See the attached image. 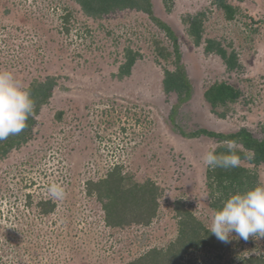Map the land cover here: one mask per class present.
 <instances>
[{
	"label": "rangeland",
	"instance_id": "374dc122",
	"mask_svg": "<svg viewBox=\"0 0 264 264\" xmlns=\"http://www.w3.org/2000/svg\"><path fill=\"white\" fill-rule=\"evenodd\" d=\"M228 1L239 9L231 20L213 0H153L156 16L178 35L194 87L178 121L187 131L246 127L261 138L264 0ZM198 12L206 13L204 38L234 50L240 68L228 70L220 55L193 42L183 18ZM163 47L172 52L171 39L143 11L93 19L74 0H0V70L13 72L26 90L50 76L56 82L28 140L0 158V264H126L176 240L181 205L210 224L215 212L202 156L219 143L173 129L169 118L178 96L165 92L163 79L175 68L174 56L163 57ZM128 48L139 55L131 73L119 78ZM216 81L242 91L224 118L204 97ZM242 164L255 169L264 185V163ZM115 166L130 182L158 185L159 207L149 223L107 224L103 203L89 186ZM53 183L64 187L62 200L50 198ZM41 199L56 209L42 213ZM249 256H264V238L245 242L233 234L224 249L204 247L186 261L234 264Z\"/></svg>",
	"mask_w": 264,
	"mask_h": 264
},
{
	"label": "trees",
	"instance_id": "16d2710c",
	"mask_svg": "<svg viewBox=\"0 0 264 264\" xmlns=\"http://www.w3.org/2000/svg\"><path fill=\"white\" fill-rule=\"evenodd\" d=\"M77 2L86 16L99 19L116 10L135 9L143 11L168 35L173 43V50L159 48L160 54L167 58L174 56L173 70L166 69L163 79L165 92H175L178 96L177 103L170 113V122L175 131H179L184 137L195 138L207 136L215 139L219 146L218 153L227 151L225 142L234 140L238 145V155L241 164L236 168H207L206 186L210 201V207L218 210L222 203L232 194L245 191L256 185H262L259 173L244 164L247 161L255 166L264 163V124L261 128L262 137H257L254 133L242 127L232 132H217L205 127L195 130H185L178 121L180 107L189 101L194 93L192 81L187 72L186 66L182 62V51L179 38L176 32L164 20L156 16L153 0H74ZM168 3V0L167 2ZM213 4L225 13L227 19H234L238 12V7L228 0H213ZM168 5V4H167ZM171 6H168L170 9ZM206 13L188 14L183 18L187 25V32L192 37L196 45H204L208 53H216L222 57L228 70H235L241 67L237 53L229 51L221 41L214 38H204V21ZM165 51H167L165 53ZM138 53L128 48L126 51V61L120 66L119 78H123L131 73ZM55 78L48 77L45 81H34L28 87L33 100L35 101V117H29L27 127L18 135H11L6 140L0 141V158L7 155L14 147H19L30 137L36 123V116L51 98L55 85ZM242 96V91L228 81H216L204 92L205 100L209 103L211 110L220 117L227 116L229 106L238 101ZM223 108L222 111H219ZM96 192L103 203L105 220L113 227L122 226L131 222L149 223L157 214L159 207V187L156 183L148 180L144 183L130 182L123 175L120 166H115L106 178L89 186V192ZM29 199L31 195L28 196ZM41 212L49 214L56 209V204L50 199H41L39 202ZM178 221V236L166 249L153 248L141 257L126 264H195L193 259L186 261V257L200 249L210 248L222 250L228 243L219 241L214 234L191 211L184 206L176 207ZM194 258V257H193ZM234 264H264V256H249L241 258Z\"/></svg>",
	"mask_w": 264,
	"mask_h": 264
},
{
	"label": "clouds",
	"instance_id": "9594fccd",
	"mask_svg": "<svg viewBox=\"0 0 264 264\" xmlns=\"http://www.w3.org/2000/svg\"><path fill=\"white\" fill-rule=\"evenodd\" d=\"M34 109L31 93L20 84L14 73L0 70V141L25 130L29 117H35ZM225 147V153H218L216 146L212 145L202 156L204 165L213 170L239 167L241 158L237 143L229 140ZM48 193L54 201L65 197L64 187L55 183L48 187ZM206 227L226 244L231 242L233 234L245 242L249 238H264V185L258 184L230 195Z\"/></svg>",
	"mask_w": 264,
	"mask_h": 264
}]
</instances>
